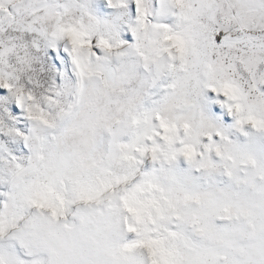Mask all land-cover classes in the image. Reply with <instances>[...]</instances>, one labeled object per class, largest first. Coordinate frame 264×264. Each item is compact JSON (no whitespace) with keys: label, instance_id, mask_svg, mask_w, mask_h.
Wrapping results in <instances>:
<instances>
[{"label":"snow or ice","instance_id":"snow-or-ice-1","mask_svg":"<svg viewBox=\"0 0 264 264\" xmlns=\"http://www.w3.org/2000/svg\"><path fill=\"white\" fill-rule=\"evenodd\" d=\"M0 264H264V0H0Z\"/></svg>","mask_w":264,"mask_h":264},{"label":"rangeland","instance_id":"rangeland-1","mask_svg":"<svg viewBox=\"0 0 264 264\" xmlns=\"http://www.w3.org/2000/svg\"><path fill=\"white\" fill-rule=\"evenodd\" d=\"M127 38H128L129 40L132 39V37H131V33H128V34H127Z\"/></svg>","mask_w":264,"mask_h":264}]
</instances>
